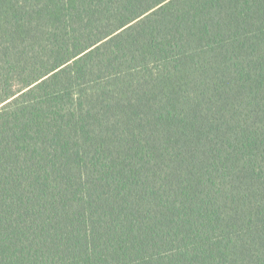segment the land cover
<instances>
[{"label":"trees","instance_id":"16d2710c","mask_svg":"<svg viewBox=\"0 0 264 264\" xmlns=\"http://www.w3.org/2000/svg\"><path fill=\"white\" fill-rule=\"evenodd\" d=\"M0 264H264V0H0Z\"/></svg>","mask_w":264,"mask_h":264}]
</instances>
